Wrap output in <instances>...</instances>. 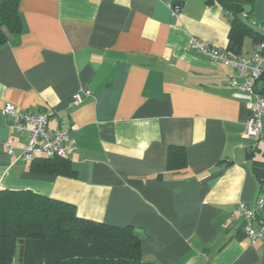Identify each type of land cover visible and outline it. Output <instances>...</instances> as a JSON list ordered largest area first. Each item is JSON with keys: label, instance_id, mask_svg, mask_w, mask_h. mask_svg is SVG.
<instances>
[{"label": "crops", "instance_id": "obj_1", "mask_svg": "<svg viewBox=\"0 0 264 264\" xmlns=\"http://www.w3.org/2000/svg\"><path fill=\"white\" fill-rule=\"evenodd\" d=\"M175 1L19 0L22 30L4 27L0 47V189L132 226L153 264H264V237L250 241L230 219L238 203L256 207L264 195L254 169L264 163V128L245 136L249 111L228 87L235 70L189 45L195 37L228 48L230 16L207 0H183L173 15ZM241 19L250 56L264 0H249ZM7 104L47 112L49 130L69 131L75 177L32 170L22 156L28 134H15ZM173 146L185 150L182 167H169Z\"/></svg>", "mask_w": 264, "mask_h": 264}, {"label": "trees", "instance_id": "obj_2", "mask_svg": "<svg viewBox=\"0 0 264 264\" xmlns=\"http://www.w3.org/2000/svg\"><path fill=\"white\" fill-rule=\"evenodd\" d=\"M248 1L207 0L219 3L229 14V48L237 53L242 51L245 36L251 34L241 19ZM175 2L182 5L183 0ZM19 5V0L1 2L0 47L7 42L4 27L13 34L22 30ZM263 38L259 35L257 42ZM257 89L264 94V86L257 85ZM184 163L185 150L171 147L169 167H182ZM254 169L264 183V163L256 161ZM32 170L76 175L71 162L59 157H37L32 161ZM145 237L129 225L79 217L77 207L62 200L31 190L0 189V264H14L16 258L19 264H153L143 259Z\"/></svg>", "mask_w": 264, "mask_h": 264}, {"label": "built area", "instance_id": "obj_3", "mask_svg": "<svg viewBox=\"0 0 264 264\" xmlns=\"http://www.w3.org/2000/svg\"><path fill=\"white\" fill-rule=\"evenodd\" d=\"M182 5L174 2L171 5L173 15L181 11ZM264 35V23L257 24ZM192 49L205 54L213 61L221 62L235 70V75L229 76L228 87L233 97L243 101L249 111L245 122V136L259 139L264 128V94L257 89L259 80L264 76V38L254 48L252 55L246 56L230 49H217L203 43L195 37L189 41ZM87 95L91 91H85ZM82 97L77 94L72 103L78 104ZM3 113L13 122L15 134L27 133L26 145L22 156L27 161L37 157L63 159L69 158L67 145L74 143L66 129L49 130V114L47 112L34 113L30 110H18L14 105L7 104ZM9 154L14 153L12 139L5 142ZM264 208V195L259 197L256 207H250L245 202L236 205L231 213L232 223L242 221L243 232L252 242L264 237V218L260 211Z\"/></svg>", "mask_w": 264, "mask_h": 264}, {"label": "rangeland", "instance_id": "obj_4", "mask_svg": "<svg viewBox=\"0 0 264 264\" xmlns=\"http://www.w3.org/2000/svg\"><path fill=\"white\" fill-rule=\"evenodd\" d=\"M263 122H264V118H263ZM17 253H18V248H17ZM14 264H19L17 258H16V260L14 261Z\"/></svg>", "mask_w": 264, "mask_h": 264}]
</instances>
